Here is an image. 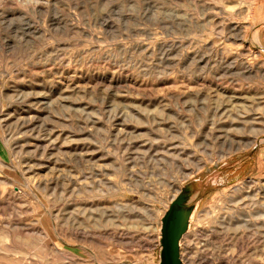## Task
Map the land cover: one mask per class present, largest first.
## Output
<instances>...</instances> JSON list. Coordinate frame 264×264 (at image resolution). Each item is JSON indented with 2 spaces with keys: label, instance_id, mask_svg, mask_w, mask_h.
Listing matches in <instances>:
<instances>
[{
  "label": "rangeland",
  "instance_id": "obj_1",
  "mask_svg": "<svg viewBox=\"0 0 264 264\" xmlns=\"http://www.w3.org/2000/svg\"><path fill=\"white\" fill-rule=\"evenodd\" d=\"M209 177L184 263L264 264V0H0V264H159Z\"/></svg>",
  "mask_w": 264,
  "mask_h": 264
},
{
  "label": "water",
  "instance_id": "obj_2",
  "mask_svg": "<svg viewBox=\"0 0 264 264\" xmlns=\"http://www.w3.org/2000/svg\"><path fill=\"white\" fill-rule=\"evenodd\" d=\"M217 187L218 183L209 177L192 180L179 189L161 219L159 264H185L181 255L182 240L190 229L194 211Z\"/></svg>",
  "mask_w": 264,
  "mask_h": 264
},
{
  "label": "bare ground",
  "instance_id": "obj_3",
  "mask_svg": "<svg viewBox=\"0 0 264 264\" xmlns=\"http://www.w3.org/2000/svg\"><path fill=\"white\" fill-rule=\"evenodd\" d=\"M239 24H240V23H239ZM244 27H245V26H244ZM235 28H240V27H239V25H236ZM239 32H240V31H239ZM30 169H31V168H30ZM246 192H247V191H246ZM245 198H246V197H245ZM241 202H242V201H241ZM220 222H221V221H220ZM220 222H219V224H220ZM223 226H224V225H223ZM215 228H216V227H215ZM219 228H220V227H219ZM225 228H226V227H225ZM228 228H230V227H228ZM227 231H229V230H227ZM227 231H226V232H227ZM230 231H231V229H230ZM238 233H239V231H238ZM217 234H218V233H217ZM202 254H203V253H202ZM235 254H236V253H235ZM232 258H233V257H232ZM256 259H257V258H256Z\"/></svg>",
  "mask_w": 264,
  "mask_h": 264
}]
</instances>
